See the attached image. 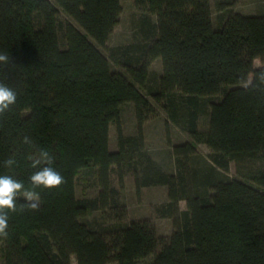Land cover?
Segmentation results:
<instances>
[{
    "label": "trees",
    "instance_id": "trees-1",
    "mask_svg": "<svg viewBox=\"0 0 264 264\" xmlns=\"http://www.w3.org/2000/svg\"><path fill=\"white\" fill-rule=\"evenodd\" d=\"M158 17L156 39L125 62L134 81L113 71L105 47L122 12L121 0H0V81L17 93L16 103L0 117V175L30 186V155L39 149L54 158L64 178L56 189H37L38 210L21 205L8 212L4 264H264V173L249 180L221 175L264 150V14L229 12L219 27L211 0H135ZM233 0H220L224 10ZM66 24L67 46L59 43V13ZM129 48V47H128ZM129 49H127L128 51ZM126 51V53H127ZM162 62L157 100L175 96L187 104L186 130L198 133L199 99L210 102L206 143L211 163L190 167L193 141L172 145L176 172L170 173L145 150L144 122L153 111L145 86L149 69ZM263 63L255 67V60ZM135 105L137 132L124 134L120 105ZM116 124L118 149H110ZM167 131L170 132L167 125ZM31 139L32 145L23 143ZM34 145V146H33ZM14 157L8 169L4 161ZM134 172L136 190L166 185L168 202L160 213L173 218L169 237L160 236L148 219L117 223L105 231L84 220L95 209L111 206L113 167L125 162ZM94 168L99 191L78 198L76 178ZM123 183V174H120ZM185 200L187 208H179Z\"/></svg>",
    "mask_w": 264,
    "mask_h": 264
},
{
    "label": "rangeland",
    "instance_id": "rangeland-1",
    "mask_svg": "<svg viewBox=\"0 0 264 264\" xmlns=\"http://www.w3.org/2000/svg\"><path fill=\"white\" fill-rule=\"evenodd\" d=\"M220 0H211L212 19L215 27H219L229 12L242 14H264V0H233L232 4L224 10L218 5ZM122 12L105 47L101 51L108 57L113 71H118L134 81L125 62L140 55V49L151 45L156 39L158 17L147 8L137 6L135 0H121ZM76 22L66 12L59 13V43L62 48L67 46L66 24ZM129 47V48H128ZM127 49H129L127 51ZM127 51V53H126ZM262 61L255 60V67H260ZM160 58L153 61L150 66L145 86H138L146 94L152 104L153 111L144 122L145 150L166 170L176 172L177 163L172 145L185 141H193L197 152L189 159L190 167H202L210 164L213 151L206 143L209 131L210 102L218 100L222 94L206 96L199 99L198 133L194 137L185 127L187 121V104L179 90L174 91L171 101L163 98L157 101L152 92L159 87L158 79L162 73ZM121 123L124 134L134 135L137 132V119L135 105L124 102L120 105ZM167 125L170 132L167 131ZM171 144L169 143V139ZM110 149L117 150L116 124L110 126ZM221 175L229 178L249 180L251 174L264 173V150L256 156L245 157L241 164L231 161L228 169L219 168ZM123 174V183L120 174ZM112 186L116 190L111 200V206L106 209L91 210L84 220L97 230L105 231L111 226L121 222L129 223L133 220L148 219L156 227L160 236L169 237L174 230L173 218L164 217L160 210L168 202V187L155 185L142 187L138 193L135 185L133 169L126 161L121 167H113L111 173ZM99 183L94 168L82 170L76 178V195L78 198H95L98 195ZM179 208H187L185 200H180ZM5 243L0 240V264H4ZM154 255L140 261L139 264H151ZM71 264H77L75 256ZM116 264V263H110Z\"/></svg>",
    "mask_w": 264,
    "mask_h": 264
},
{
    "label": "clouds",
    "instance_id": "clouds-1",
    "mask_svg": "<svg viewBox=\"0 0 264 264\" xmlns=\"http://www.w3.org/2000/svg\"><path fill=\"white\" fill-rule=\"evenodd\" d=\"M9 57L6 53H0V65H7ZM259 77L264 80V68L259 70ZM17 93L4 82L0 81V117H3L10 107L16 103ZM2 127V124H0ZM23 143L32 145L29 137L23 138ZM34 146V145H33ZM28 159L31 161V167L38 169L29 177L30 186L25 187L22 181L14 179L11 175H0V237H7L8 233V212L16 211V200L18 196H22L25 203L21 205L30 210H38L40 203V193L37 189H56L64 183L63 176L52 167L54 158L44 149H39L34 155H30ZM4 166L11 169L16 160L14 157L7 158Z\"/></svg>",
    "mask_w": 264,
    "mask_h": 264
},
{
    "label": "crops",
    "instance_id": "crops-1",
    "mask_svg": "<svg viewBox=\"0 0 264 264\" xmlns=\"http://www.w3.org/2000/svg\"><path fill=\"white\" fill-rule=\"evenodd\" d=\"M163 167V166H162ZM165 170V169H164ZM167 172H170V173H173L174 171H172V170H166Z\"/></svg>",
    "mask_w": 264,
    "mask_h": 264
}]
</instances>
